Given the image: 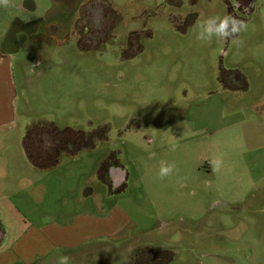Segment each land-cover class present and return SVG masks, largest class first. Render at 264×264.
Returning a JSON list of instances; mask_svg holds the SVG:
<instances>
[{
  "label": "rangeland",
  "instance_id": "374dc122",
  "mask_svg": "<svg viewBox=\"0 0 264 264\" xmlns=\"http://www.w3.org/2000/svg\"><path fill=\"white\" fill-rule=\"evenodd\" d=\"M31 4L0 7V29L19 30L0 264H264V0H85L51 18ZM232 12L242 45L209 43L199 25ZM22 131L50 167L31 170Z\"/></svg>",
  "mask_w": 264,
  "mask_h": 264
},
{
  "label": "crops",
  "instance_id": "0c3cea01",
  "mask_svg": "<svg viewBox=\"0 0 264 264\" xmlns=\"http://www.w3.org/2000/svg\"><path fill=\"white\" fill-rule=\"evenodd\" d=\"M13 1H19V5L15 6L16 9L20 8L21 10L34 11L36 8V5L34 4H31L30 6L26 5L27 2L34 3L36 0H13ZM42 1H47L49 3H52L51 6L50 5L47 6L46 14H45L46 17L51 18L52 15L54 14H60V13H63V14L64 13H75L76 14L78 13L81 7L83 6V2L85 0H42ZM41 18H44V17H41ZM17 19H20V18H17ZM21 23L24 27L27 25V23H24L22 21ZM33 30L32 32H29L30 34L32 33L31 35L37 32L36 30L34 31ZM18 32L19 30H15V28H13L12 30L10 29L7 30L6 28L2 30L0 29V144L1 145H4L11 139L10 135L12 136V133L14 132L16 128L15 126L17 124V118H18V112H17V106H16V101L18 97V87H17L16 76L13 71V55L11 52H8L6 50L7 46H13L14 48L18 46L19 39H17L16 36L11 37L10 35L12 33L18 34ZM8 43L10 45H7ZM20 128H22L21 125H20ZM19 143L22 146V149L24 151V153L22 154L23 158L27 161V164L29 165L31 170L34 171L39 168L43 169V168L51 166V165H38L35 163V159L30 154H28L26 150V147L24 144L23 131L19 132ZM1 160L3 159H0V161ZM58 162H59V158L54 161L53 165H56ZM33 171H31L29 175L30 187H31L32 192L35 191V193H37L39 190V187H38L39 181H38L37 176L36 178L33 177V174H35ZM123 172H125L123 171V169L120 170L116 168L110 169L109 171L108 178L111 180V183L113 186L112 191L114 193L117 192V190H119L120 185L127 180L128 173L126 172L123 173ZM90 194H91L90 192H83L82 195L86 199L88 198L87 196ZM111 218L112 217H110V219ZM76 219L78 220L79 217L76 216ZM100 221L101 220H98V222ZM45 228L48 231V227H45ZM33 229L34 228L30 229V231L26 233L25 237L28 236L32 232L36 234L34 236H31L32 241H34L35 243H41V239L39 238L41 236V233L39 232V230L35 231ZM22 240L23 238H21L19 242Z\"/></svg>",
  "mask_w": 264,
  "mask_h": 264
},
{
  "label": "clouds",
  "instance_id": "9594fccd",
  "mask_svg": "<svg viewBox=\"0 0 264 264\" xmlns=\"http://www.w3.org/2000/svg\"><path fill=\"white\" fill-rule=\"evenodd\" d=\"M13 6V0H0V7L8 8ZM207 21H212L213 23H208ZM215 21H219L215 23ZM199 27H203L204 32L207 33L210 38L213 34L222 35L224 37V41L232 40L233 43L237 45H242V41L237 39L238 34L242 31L247 30V24L238 20L232 16H225L223 19L219 17H210L208 20L204 21L199 25ZM197 40L201 41L202 36H197ZM174 147V146H173ZM223 161L221 157H217L213 161H210V166L212 167L213 174L220 171L222 167ZM174 170H176V166L173 165H162L159 170V178L163 179L173 174ZM70 258L68 256H59L57 260V264H69Z\"/></svg>",
  "mask_w": 264,
  "mask_h": 264
},
{
  "label": "trees",
  "instance_id": "16d2710c",
  "mask_svg": "<svg viewBox=\"0 0 264 264\" xmlns=\"http://www.w3.org/2000/svg\"><path fill=\"white\" fill-rule=\"evenodd\" d=\"M232 15L234 14L233 12L231 13ZM231 15V16H232ZM233 17H235V15H233ZM24 144H25V147H26V150L28 152V148H27V145H26V139H24ZM29 154V153H28ZM35 163L38 164V165H46V164H39L36 160H35ZM49 165V164H48Z\"/></svg>",
  "mask_w": 264,
  "mask_h": 264
},
{
  "label": "flooded vegetation",
  "instance_id": "af4514ba",
  "mask_svg": "<svg viewBox=\"0 0 264 264\" xmlns=\"http://www.w3.org/2000/svg\"><path fill=\"white\" fill-rule=\"evenodd\" d=\"M56 142V145H57V140L55 141ZM54 140H51L50 144H55Z\"/></svg>",
  "mask_w": 264,
  "mask_h": 264
}]
</instances>
